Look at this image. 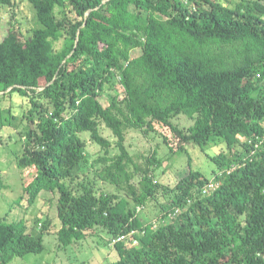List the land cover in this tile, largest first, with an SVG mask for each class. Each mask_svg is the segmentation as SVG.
<instances>
[{"label":"trees","instance_id":"trees-1","mask_svg":"<svg viewBox=\"0 0 264 264\" xmlns=\"http://www.w3.org/2000/svg\"><path fill=\"white\" fill-rule=\"evenodd\" d=\"M25 1L34 26L0 0V119L18 121L15 160L32 177L22 211L0 218V264L45 251L51 218L24 216L39 198L55 202L59 249L126 237L100 264H264V0ZM131 130L162 139L144 165ZM182 153L189 172L164 183Z\"/></svg>","mask_w":264,"mask_h":264},{"label":"rangeland","instance_id":"rangeland-1","mask_svg":"<svg viewBox=\"0 0 264 264\" xmlns=\"http://www.w3.org/2000/svg\"><path fill=\"white\" fill-rule=\"evenodd\" d=\"M20 1L21 9L28 13V22L31 26H34V8L32 7L33 11L31 12V5L25 0ZM11 16L12 12L3 9L0 5V34L6 30ZM0 91H2L1 88ZM178 121L182 127L190 126L193 123L192 120L185 116H181ZM0 122V177L6 185L3 188L0 187V218L7 216L13 219L15 216H18V211H22L20 202L25 201L26 198L24 190L25 182L32 177L26 176L25 171L17 166L15 160V156L22 149L23 141L20 134L15 130L18 121H14L15 125L11 123L2 124L1 119ZM158 128L160 132L171 135L168 128L161 126H158ZM156 133V131L153 132L148 138L139 130H131L127 135V145L130 146L133 153L140 155L138 160L141 159L142 165L145 164L150 153L158 147L157 143L162 141L158 137L151 138L153 135L158 136ZM217 145L218 143L215 142L210 143L207 146L209 148L208 153L211 155L217 153L219 149ZM88 149L91 153H96L94 157L101 153L98 145L93 142H89ZM159 150L161 156L167 152L164 144ZM190 155L192 156V165L195 168H199L205 174L210 173L214 164L209 160L206 152L202 151L198 146H191ZM189 167V156L186 153L178 154L175 160L168 165L166 172H160L159 178L161 177L164 183L173 184L189 172ZM52 203L53 208H50V201L39 198L33 207L28 210L29 212L27 211L24 215L29 228L33 226L36 218H43L44 220L48 218L47 216L51 218V232L46 233L44 236L45 251L39 254L31 253L25 257H15L10 264H100L113 261L117 258V252L113 247L115 241L112 240L110 244L106 242L108 237H110L108 233L102 234V237H89L66 249H59L58 236L54 231H57L56 227L60 225V220L57 217L55 202L53 201ZM11 207L13 208V213L8 214Z\"/></svg>","mask_w":264,"mask_h":264},{"label":"built area","instance_id":"built-area-1","mask_svg":"<svg viewBox=\"0 0 264 264\" xmlns=\"http://www.w3.org/2000/svg\"><path fill=\"white\" fill-rule=\"evenodd\" d=\"M210 187H211V188H214L215 185H214L213 183H211V184H210ZM137 234H139L138 231H136V232H131V234H130V236L135 237V239L133 240V244H137V243H138V239H137L136 236H135V235H137ZM125 238H126V237H125L124 235H121V236H119L118 238H115V239H113V240H114L115 243H116L117 241H119V240H123V239H125Z\"/></svg>","mask_w":264,"mask_h":264}]
</instances>
